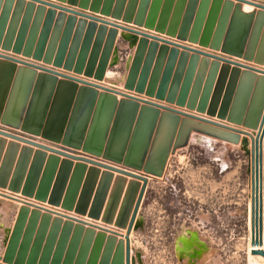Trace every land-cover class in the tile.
<instances>
[{"label":"rangeland","instance_id":"obj_1","mask_svg":"<svg viewBox=\"0 0 264 264\" xmlns=\"http://www.w3.org/2000/svg\"><path fill=\"white\" fill-rule=\"evenodd\" d=\"M141 1L136 2V12ZM224 1L244 13L264 12V0ZM153 3L146 1L147 13ZM163 4L158 0L157 18L152 20L156 24ZM211 5L197 26L196 15L189 17L196 6L185 4L179 28L171 35L67 1L0 0V132L7 134L0 136L21 145L31 141L34 150L43 145L147 177L129 234L132 264H264L263 257L249 252L260 196L264 208V137L261 175L256 169V144L263 130L264 80L259 78L264 76V63L254 61L264 46V28L253 36V58L251 53L237 55L224 49L227 43L236 47L237 29L224 37L220 48L200 44L201 38L190 40L192 32L201 37ZM233 70L238 72L234 75ZM62 80L94 88L99 95L109 93L110 99L104 108L95 104L90 109L86 97L78 98L67 110L68 85L55 94ZM111 106L116 107L114 113ZM162 165L161 174L149 172ZM99 169L93 198L107 171ZM112 175L98 219L0 187V264H16L17 256L6 260L8 240L25 206L29 220L33 212L39 215L28 256L33 255L44 214L63 224L72 221L85 230L93 228L95 235H115L117 244H125L127 228L101 219L114 180L121 174L112 171ZM126 179L128 184L131 178ZM125 191L126 187L118 210ZM61 235L62 230L56 241ZM95 235L91 240L84 232L73 241L72 231L62 240L59 264H72V256L73 264H107L106 259L112 264L118 245L112 252L105 250L106 243L100 248ZM186 237L209 246L211 253L202 256L191 249L181 254L180 242ZM45 242L36 264H52L43 260ZM56 249L57 243L51 255Z\"/></svg>","mask_w":264,"mask_h":264},{"label":"water","instance_id":"obj_2","mask_svg":"<svg viewBox=\"0 0 264 264\" xmlns=\"http://www.w3.org/2000/svg\"><path fill=\"white\" fill-rule=\"evenodd\" d=\"M60 1H67L69 4L78 5L79 7L84 9H90L91 11L100 12L104 15H111L116 19H122L123 21L128 23L133 22L134 24L139 26L144 25L147 28H154L160 32L166 31L171 35H175L177 29L179 28L181 11L185 4H188V6H196V10H190L189 17H191L193 14L196 15L197 26L202 25V20H204L206 16L208 7L212 4L211 16L209 18V21L206 23L201 37H199L200 35L195 36V34H193L192 32L190 40L197 41L199 40V38H201V41H199L200 44H209L213 48H220L225 45V38L231 36V33L235 29H237L240 32V36L238 37L239 40H235L237 43L234 46L236 47H233L232 45H230V47L227 43L224 46V49L229 50L237 55H240L242 53H251V58L254 57L253 50L256 46L254 44L253 36L254 34H258V30L261 26H263L264 28V12H260L255 15L254 13H244L238 6H235L233 2L224 0H164L162 13L157 24L152 20L154 18H157L156 12L158 0H154L153 6L149 10V13H147V10L145 8L147 0L141 1L140 7L137 12L136 2L138 0H129L127 7L126 0ZM101 3L103 4L102 7L100 5ZM171 13L173 14L172 17H174V19L168 25V20L171 16ZM215 16L217 18H215ZM145 18H147L146 23L144 22ZM257 52L260 53L261 56L257 53L254 61L263 64L264 46L261 49L260 45ZM138 53L140 54L139 50ZM237 72L238 71L233 70L234 75ZM259 79H261L260 81L264 80V76H261V78ZM65 85H68L69 87V92L66 94V96L70 97V102L67 110L72 107L73 100L77 101L78 98L82 99V97H86V100H88L87 107L90 109L92 108V106L94 107L95 104H98V109L104 108L106 106V100L110 99L109 93L105 92L99 95L96 89L89 86L87 87L85 85L80 87L76 82L70 80H62L57 82L55 86L56 96H58V94L63 91ZM111 108H113L112 112L114 113L116 107L111 106ZM111 116L112 113L109 117V123L111 122ZM261 127H263V130L256 144V169H258L257 172L259 175H261L262 173L261 168L263 164L262 151L264 137V113ZM0 133L7 135L3 132ZM18 139L20 140V138ZM26 143L28 144L21 145L17 141H8L4 137L0 136V187H8L9 190L15 192L21 191L27 196H34L36 199L43 201L48 200L52 204L61 205L62 207L69 210L74 209L80 214L88 213L90 217L98 219L101 216L107 192L109 187L111 186L113 177L112 171L118 172L121 175L117 176L114 180L113 188L101 219L105 223H114L117 227L127 228V232L125 235L126 243L124 244L123 241H120L117 244L115 235L107 237L104 232H99L95 235V231L93 228H87L85 230L82 224H74L72 221H67L63 224L61 219L56 218L54 220H51V216L49 214H44L42 218L41 229H39L37 239L32 247L31 253L33 255L28 256V252L31 247L30 243L32 242L34 236V231L32 230V228H35L36 221L39 215L33 212L29 220V210L25 206L21 208L18 219L8 240L7 252L10 259L6 257V260L13 261L14 256H17L16 261L14 260L16 264H23L24 262H27V264H36V255L40 250L41 243H43L46 239V246L43 252V260H46L48 262L52 261V264H59L62 257V252H64L62 240H64L65 242L69 238L70 233H72L73 231V241H76L77 238L82 236L85 232V236H87V238H91V240L95 235V244L100 248L101 245H104L106 243L105 250H111L112 252L117 244V255H115L113 260L114 262L112 264H132L129 234L133 228L138 209L144 198L146 187L148 184V178L136 173L112 167L110 165L92 161L84 157H77L68 153L50 149L43 145H37L41 149L34 150L31 144L36 145L35 143L31 141H26ZM46 150H50L53 153L48 154ZM58 154L64 155L66 157L62 159ZM86 162L92 163L93 166L88 167ZM100 167L106 168L107 171L103 172L102 179L93 198L96 181L98 175L100 174ZM163 168L164 166L162 165L155 171L149 169V172L161 174ZM126 176H129L131 178L128 181V184ZM125 187L126 191L118 210V206ZM92 198L93 203L89 209ZM263 209V202L260 196L257 200L254 223L252 226V245L260 243L261 239L263 238ZM27 220H29L26 232L27 234H25V236L22 238L23 230L28 223ZM53 224L56 225L55 228H52ZM47 228H50V231H48V237L46 238ZM61 230V240L59 239L58 241H56L58 233ZM55 243H57L56 250L58 251L55 252L54 255H51L52 252H50V249L54 247ZM60 253L61 256H59ZM251 254L254 256L259 255L264 258V250L260 248L251 250ZM69 256H72V254L67 255L68 258ZM73 257L74 256L70 258L72 264ZM106 263L109 264L108 259H106Z\"/></svg>","mask_w":264,"mask_h":264},{"label":"bare ground","instance_id":"obj_3","mask_svg":"<svg viewBox=\"0 0 264 264\" xmlns=\"http://www.w3.org/2000/svg\"><path fill=\"white\" fill-rule=\"evenodd\" d=\"M245 9H249L250 7L249 6H244ZM108 77V76H107ZM112 77V76H111ZM247 145L250 147V143H247ZM251 183V182H250ZM251 201V199L249 200ZM252 207V206H251ZM250 211V206L248 205V212ZM252 212V211H251ZM252 216V214H251ZM252 224V223H251ZM56 225L53 224L52 228H55ZM184 231V230H183ZM186 232V230H185ZM192 232V231H191ZM10 235V234H9ZM189 236V235H187ZM183 237V236H182ZM192 238H195V236L193 235ZM182 240V239H181ZM195 240L194 239H190L188 237L186 238H183V241L180 242V253L183 254L185 253L186 251L188 250H191L192 249V253L195 254V251H197V254L199 255H204V256H207L211 253V250L209 248V246H206L204 244H201V243H198V244H195L194 243ZM204 242V241H203ZM206 244V243H205ZM195 245L199 246L198 249L195 248ZM261 246V247H260ZM195 248V249H194ZM256 248H260V249H263L264 250V244H263V238L261 239V242L260 243H256L254 245H249V252L251 254V250L253 249H256ZM177 252V251H176ZM252 255V254H251ZM254 256V255H253ZM259 256V255H257ZM262 257V256H261ZM199 260V259H198Z\"/></svg>","mask_w":264,"mask_h":264},{"label":"crops","instance_id":"obj_4","mask_svg":"<svg viewBox=\"0 0 264 264\" xmlns=\"http://www.w3.org/2000/svg\"><path fill=\"white\" fill-rule=\"evenodd\" d=\"M7 229V228H6ZM11 230V229H10ZM10 230H9V233H8V235L10 234Z\"/></svg>","mask_w":264,"mask_h":264}]
</instances>
